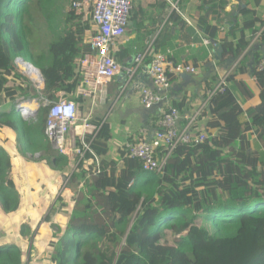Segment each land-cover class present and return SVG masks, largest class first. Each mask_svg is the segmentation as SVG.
I'll return each instance as SVG.
<instances>
[{"label": "trees", "instance_id": "1", "mask_svg": "<svg viewBox=\"0 0 264 264\" xmlns=\"http://www.w3.org/2000/svg\"><path fill=\"white\" fill-rule=\"evenodd\" d=\"M67 1L61 17L60 0H0V213H18L23 203L12 176L18 166L9 151L16 149L22 157L44 152L40 160L57 170L69 164L51 147L46 122L61 93L81 102L77 90L84 81L76 60L92 53L98 28L92 15L86 19L73 7L81 0ZM261 3L246 0L250 18L231 30L233 38L241 34L234 44L229 34L219 38L228 3L199 0L196 29L221 44V61L241 57L264 27L257 12ZM34 12L43 14L58 37L50 45L51 56L37 61L29 45ZM257 55L254 63L240 60L227 88L209 101L205 142L180 145L168 157L162 149L158 159H167L159 173L144 171L141 161L123 149L119 160L110 158V126L97 125L96 135L86 137L90 151L82 150L52 208L58 215L48 238L52 264H264V74L257 70L263 58ZM18 59L39 69L43 90L37 92L18 70ZM257 93L260 101L251 104ZM36 97L48 104L26 120L18 107ZM237 189L242 196L233 193ZM34 238L28 223L22 224L19 239L3 237L0 264H25L26 246L31 245L29 254L37 248Z\"/></svg>", "mask_w": 264, "mask_h": 264}, {"label": "crops", "instance_id": "2", "mask_svg": "<svg viewBox=\"0 0 264 264\" xmlns=\"http://www.w3.org/2000/svg\"><path fill=\"white\" fill-rule=\"evenodd\" d=\"M225 1L228 3L226 18L219 26V38L222 40L229 34V39H234V44H237L241 34L233 38L230 32L234 26H241L250 18L245 11L246 0ZM198 2L199 0H137L134 3L125 35L117 43V61L123 66H130L139 54L146 53L147 56L128 85L126 74L120 73L106 86L94 89L92 83L87 81L86 73L82 71L79 63L81 59L76 60L84 81L83 86L77 90V96L82 99L77 103L83 107L80 116L87 119L91 126L97 127L100 123L110 126V158L119 160L121 149L126 142L140 143L152 140L159 129L163 113L169 107L177 108L182 115L179 128L184 129L188 125L184 116H193L196 113L194 131L206 132L210 118V115H205L209 106L208 93L215 90L224 77L228 78L243 58L247 57L250 63H254V55L258 54L260 59L264 57V41L260 39V31L241 57L235 60L234 56H226L221 61L224 54L221 44H206L205 38L196 29L195 13ZM82 10L87 19L91 11ZM257 12L258 16L264 19V0ZM245 36L249 39L250 32H246ZM218 48L221 49V56H216ZM155 54L166 56L174 64L194 66L197 73L174 75L164 103L146 109L141 104L140 91L153 86L148 68ZM60 97H63V93ZM260 99L261 94L257 93L251 104L258 103ZM83 131V124L78 122L68 137L71 152L65 155L69 164L63 170H57L56 166L41 161L40 155L44 152L22 157L16 149L9 151L18 166L12 176L18 181L23 203L18 213H0V241L3 237L19 239L22 224H30L33 238L35 237L33 241L37 238V248L29 254L31 245L26 246L25 264H52L49 258V244L52 240L49 241L48 238L54 235L52 224H55L58 216L52 213V208L66 187L67 177L75 170L78 156H83V153L77 152L81 148L82 138L89 136ZM83 135L85 137H82ZM50 145L52 147L51 142ZM233 193L242 196L238 189ZM49 215L50 221H47Z\"/></svg>", "mask_w": 264, "mask_h": 264}, {"label": "built area", "instance_id": "3", "mask_svg": "<svg viewBox=\"0 0 264 264\" xmlns=\"http://www.w3.org/2000/svg\"><path fill=\"white\" fill-rule=\"evenodd\" d=\"M137 0H81L75 1L73 7L91 11V15L97 25L98 33L91 39L92 53L79 60L82 71L86 73V79L92 83L94 89L104 87L116 75L126 74L127 85L133 80L137 69L143 64L147 54H139L134 58L130 66H123L117 61V43L123 38L126 28L129 25L134 3ZM264 31V27L261 30ZM206 44L209 40L204 39ZM258 72L264 74V57L261 59ZM197 68L186 64H174L162 54H155L149 64L148 74L152 87H145L140 91V101L146 109L162 105L168 96L171 88L172 77L181 74H196ZM42 84L43 80L40 81ZM227 77L220 80L215 90L208 93V102L227 88ZM29 110L23 111L27 114ZM182 115L177 108L169 107L163 113L159 129L155 137L149 141L140 143L126 142L122 149L129 157L141 161L142 168L146 172L159 173L163 170L167 157L175 151L178 146H198L208 138L206 132L194 131V124L197 119L196 113L193 116H184L188 125L186 128H179ZM81 122L84 126V134L94 137L97 132L96 126H91L87 119L80 116V105L74 101L60 97L54 103L48 114L45 134L50 140L54 150L61 154L68 155L71 152L69 136L75 125ZM82 137H85L84 135ZM162 149L168 151L167 157L159 158ZM90 151V145L85 138L81 140V148L77 150L80 154ZM133 184V182L131 183Z\"/></svg>", "mask_w": 264, "mask_h": 264}, {"label": "rangeland", "instance_id": "4", "mask_svg": "<svg viewBox=\"0 0 264 264\" xmlns=\"http://www.w3.org/2000/svg\"><path fill=\"white\" fill-rule=\"evenodd\" d=\"M68 6H69V4H68L67 0H60L59 9L61 10V17H63V13L66 11ZM59 9H58V11H59ZM34 15L36 17L37 23H36V26H35L32 34L29 37V45H30L31 52H32V54H34V58L37 61V60H40V58H42L43 56H46V57L51 56L50 52H49L50 45H51V43L55 42L58 37H57L56 34H54L50 30L48 21L43 16V14H41L39 12H34ZM21 60L22 59L16 60V65L18 67V70L24 76H26L28 79H30V81L33 82L34 87L36 88L37 92H40L44 88V83L42 82V84H41L40 82H38L39 79L36 78V77L35 78H31L30 76H28V74L26 73L25 67L19 63V61H21ZM231 65L233 66V64H231ZM33 68L36 69L39 72L38 68H36L35 66ZM35 79H37V80H35ZM47 104H48V102L46 100H44L43 97H38V98L36 97L32 101L20 104L18 108L22 112L25 111L26 109L27 110L29 109V112L27 114H25L24 117L26 118V120H31L32 118L35 117V111L38 112L40 107H44ZM23 106H24L25 109L23 108Z\"/></svg>", "mask_w": 264, "mask_h": 264}, {"label": "bare ground", "instance_id": "5", "mask_svg": "<svg viewBox=\"0 0 264 264\" xmlns=\"http://www.w3.org/2000/svg\"><path fill=\"white\" fill-rule=\"evenodd\" d=\"M19 63L21 64V65H23L24 67H25V69H26V73L28 74V76H30L31 78H38L40 81H42V77H41V73H40V71L38 72L36 69H34L33 67V65H31L30 63H26V62H24L23 60H21V61H19ZM26 63V64H25ZM35 80H37V79H35ZM29 104V103H28ZM27 104V105H28ZM25 105V104H24ZM30 105V104H29ZM28 105V106H29ZM27 106V107H28ZM23 108H24V106H23ZM30 108V107H29ZM25 109V108H24ZM33 109V108H32ZM29 110V109H28ZM32 111V110H31Z\"/></svg>", "mask_w": 264, "mask_h": 264}, {"label": "water", "instance_id": "6", "mask_svg": "<svg viewBox=\"0 0 264 264\" xmlns=\"http://www.w3.org/2000/svg\"><path fill=\"white\" fill-rule=\"evenodd\" d=\"M216 56H221V49L219 50V48L216 50ZM41 77H42V80H43V83H44V78L41 74ZM35 113H37V111H35Z\"/></svg>", "mask_w": 264, "mask_h": 264}, {"label": "clouds", "instance_id": "7", "mask_svg": "<svg viewBox=\"0 0 264 264\" xmlns=\"http://www.w3.org/2000/svg\"><path fill=\"white\" fill-rule=\"evenodd\" d=\"M210 42V41H209ZM26 63H28V62H26ZM34 66V65H33ZM24 115V114H23ZM64 155V154H63Z\"/></svg>", "mask_w": 264, "mask_h": 264}]
</instances>
